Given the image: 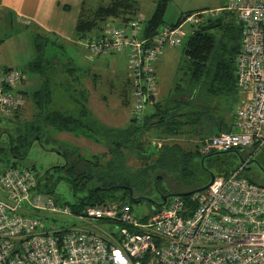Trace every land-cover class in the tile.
Wrapping results in <instances>:
<instances>
[{"label":"built area","instance_id":"built-area-1","mask_svg":"<svg viewBox=\"0 0 264 264\" xmlns=\"http://www.w3.org/2000/svg\"><path fill=\"white\" fill-rule=\"evenodd\" d=\"M227 9L241 26L235 59L241 106L232 131L206 137L200 151L239 149L247 153L244 164L190 195L191 206L175 196L146 215L118 202L75 213L36 192L35 171L8 167L0 173V264H264V185L242 176L264 147V0H229ZM201 15H184L154 36L144 35L142 14L126 27L108 21L103 31L80 38L79 45L93 56L128 55L134 85L130 114L140 123L146 104L157 100L154 63L167 48L183 45L184 27L191 31ZM24 79L20 69L0 68V113L6 118L26 104L18 91ZM101 221L109 227L102 228Z\"/></svg>","mask_w":264,"mask_h":264},{"label":"trees","instance_id":"trees-1","mask_svg":"<svg viewBox=\"0 0 264 264\" xmlns=\"http://www.w3.org/2000/svg\"><path fill=\"white\" fill-rule=\"evenodd\" d=\"M169 3L170 0H158L153 13L146 19L145 36H154L164 25L176 26L179 23L184 15L176 24L165 22ZM142 7V0H110L108 4H101L95 10L85 9L76 24L77 36L82 38L99 33L105 29L108 21L126 27L131 20L141 14ZM200 18L204 16L201 15ZM190 32L183 49L185 62L178 67L179 70L184 71L186 88L180 84L179 80L173 86L169 99L165 101L151 99L153 103L146 104V110L149 108L145 110L140 123L131 117L125 128L118 129L100 127L92 118L88 120L90 113L85 105L84 93L76 97L78 93L73 91V98L79 108L77 115L50 109L53 93L47 72L50 70L49 64H52L54 59H48L45 56L47 37L36 35L37 56L30 70L42 74L45 82L44 86L35 92L22 93L24 96L29 94L34 101L35 113L31 120L33 122L28 123V127L26 126L25 134L17 136V144L14 143L13 136L8 140L7 149L11 154V159L6 161V168H19L17 161L23 160L29 152L27 150L25 155L20 154V149L30 147L35 142L33 140L35 136H38V143L43 149H47L46 144L55 143L50 136L52 130L73 134L83 133L93 139L106 138L109 158L105 163H100V160L82 159L80 156L72 160L73 152L68 153L65 150L61 151L66 161L65 164L50 167L42 176H38L37 189L40 190V182L46 178L47 186L50 187L48 194L54 193L56 186L61 182L69 183L73 191V203L69 206L75 213L86 207L106 202L121 203L122 206H128L135 213L136 203L132 202L127 188L133 190L134 197L140 198L137 204L143 202L149 204L145 198H159L162 193L165 196L178 194L174 190L183 186L179 177L192 175L191 167L196 159H200L203 166L215 177H227L234 173L239 166L238 168H231L229 165L225 168L220 167V155L245 151L235 149L228 152L202 154L200 148L208 133L213 135V133L232 131L228 125L223 123L224 121L218 123L215 129L206 130L208 125L205 127L203 125L210 124L215 119L217 107L215 104H206L203 99L226 95H237L240 98L235 59L242 46L241 26H233V23L225 22L222 24L221 18L217 15H210L198 26L192 27ZM57 48L64 49L62 46ZM75 71L74 67L61 63L60 72L73 75ZM121 84L123 104L131 108L134 85L129 74L126 81H121ZM198 96H201V99ZM21 111L22 109L18 110L13 118L16 125L19 124ZM32 134L34 136L31 138ZM154 141L157 142L154 143ZM50 150L55 151L56 149ZM4 151L5 149L0 148V154ZM211 158L214 160V165L211 167L210 164L207 167L206 162L211 163ZM130 160L139 162V166H132L129 164ZM0 162H2L1 159ZM159 175L163 176L172 189L166 186V182L156 181ZM242 176L251 183L264 185L246 171L242 173ZM49 182H53L52 186ZM198 189L193 188L182 193H195ZM183 199L187 205L191 206V196L183 197ZM170 200L171 198L168 203ZM162 208L164 207L160 206L156 210L159 211Z\"/></svg>","mask_w":264,"mask_h":264},{"label":"rangeland","instance_id":"rangeland-1","mask_svg":"<svg viewBox=\"0 0 264 264\" xmlns=\"http://www.w3.org/2000/svg\"><path fill=\"white\" fill-rule=\"evenodd\" d=\"M110 0H88L86 9L95 10L101 4H108ZM151 0H143L144 7L142 9V15L147 19L151 16L154 11V2ZM146 3V4H145ZM172 7L168 8L167 14L165 16V22L171 24L178 22L177 9L172 4H169ZM80 7L76 4H72V11L68 15L69 19H74L72 26L67 22V25L71 27V31L66 29L68 32V37L70 39H75V19L78 17ZM68 19V20H69ZM171 22V23H168ZM66 27V26H65ZM184 30L188 33V36L184 38V43L180 47L167 48L158 62L155 64L156 70V81L160 84L157 91V100L168 99L169 87L174 86L179 80L185 88L186 78L184 71L179 70V66L184 64V54L183 49L185 44L191 34L189 26H185ZM51 39H56L53 35L49 36ZM63 40V39H61ZM62 41L64 46V51H60L55 46H48L45 51V56L48 59H54L52 64H49L50 70L47 72L50 81L51 88L53 93V101L50 106L52 110L63 111L67 114L77 115L79 108L75 102L72 92L87 89L89 91L88 101L85 102V105L90 113L88 120L92 118L96 122V125L105 128H122L126 127L131 120V109L127 105L122 103L120 96V85H114L112 83L115 73L125 75L127 71V59L121 57L120 55L113 56H104L101 58H96L95 56L87 53L82 46L78 43L65 42ZM170 49V50H169ZM168 51V52H167ZM65 63L68 67L72 66L76 69V73L71 75L70 73L60 72V65L57 63ZM17 62H23L22 65H16L20 70L24 72V77L27 79L25 89L28 91L38 90V87L41 85V77L45 80L42 74L33 73L28 68V61L25 59L18 58ZM52 61V60H51ZM50 61V62H51ZM163 61V62H161ZM89 71L90 72L89 74ZM93 72H98L100 74V79L95 81L94 76H91ZM113 77V78H112ZM181 79L183 81H181ZM35 80H37L35 82ZM201 99V96L199 97ZM27 100V99H26ZM165 101V100H164ZM206 104H215L217 107V112L215 115L224 119H230L231 116H235L238 108L241 106V100L237 95H226L222 97H211L206 100L203 99ZM28 102V101H27ZM25 106L22 108L24 112L19 120V124L7 123L4 119L0 125V148L5 149L4 153L0 154V173L6 168V161L11 159V154L8 152L7 143L9 138L1 133L3 129H10L11 136H13V141L17 144V136L24 135L26 132V126L28 123L33 121L31 118V109L30 107ZM31 105V99L30 103ZM149 108V107H148ZM147 108V110H148ZM146 110V111H147ZM0 116L6 118L2 113ZM28 127V126H27ZM209 127V126H208ZM206 130L210 131L211 128ZM214 134V133H213ZM212 133H208L207 137L211 136ZM33 134L30 136L32 138ZM50 136L55 140V143L46 144L47 149H43L37 140L38 136H35L33 140L34 143L28 148H21L20 154L28 152L27 157L23 160H16L20 168H29L34 169L38 176H42L47 169L53 166H62L66 163L65 158L62 157L61 151L67 150L68 153H72L71 159L79 158L82 159L97 161L100 160V163H105L109 155L108 146L106 145V138L98 137V139H93L85 136L83 133L73 134V133H55L53 130L50 132ZM30 138V139H31ZM29 139V140H30ZM181 140V139H180ZM157 141H154L156 143ZM181 142H183L181 140ZM161 145V144H160ZM56 149L51 151L50 149ZM193 150V149H192ZM241 154V155H240ZM246 152H231L229 154H221L219 166L225 168L226 165H229L231 168H238L241 165V159H247ZM211 163L206 162L208 167L211 164V167L214 165V160L211 158ZM129 164L132 166L138 167L139 162L137 163L134 160H130ZM246 168H251L248 172L252 174L253 178H256L260 182L264 183V148L256 154V157L253 159V162L250 163ZM192 175L189 177H179V180L182 181L183 186L179 189H175L177 193L186 192L191 189H198L207 185L211 180L210 171L203 166L200 159H196L195 164L191 167ZM57 176V175H56ZM161 176V175H160ZM163 177V176H162ZM164 183L166 182L163 178ZM162 182V181H161ZM47 180L44 178L40 182V190L36 189L38 193H44L49 195L59 206L65 207L73 203V191L71 185L67 182H61L55 188L54 193L48 194L50 187L47 186ZM52 186L53 182H49ZM168 188H171L169 183H165ZM172 189V188H171ZM155 194V193H154ZM153 194V195H154ZM155 196H158L155 194ZM151 206L147 202L136 204L134 206L135 213L138 215H146L151 213ZM99 225L106 229L108 224L105 222H99ZM87 229H94L95 227L91 225H85Z\"/></svg>","mask_w":264,"mask_h":264},{"label":"crops","instance_id":"crops-1","mask_svg":"<svg viewBox=\"0 0 264 264\" xmlns=\"http://www.w3.org/2000/svg\"><path fill=\"white\" fill-rule=\"evenodd\" d=\"M88 0H0V68L1 70H8L11 68H17L16 65H19L16 59L21 58L28 61V68L31 69V64L35 60L37 56V48L35 46V36L36 35H43L47 37V47L48 46H55L56 48L62 45V41L66 40L65 42H72L79 44V37L76 33V24L78 19L86 9ZM143 1V0H142ZM155 4L154 8L158 0H151ZM152 2H148L147 4H151ZM76 3L80 7L79 15L75 19V33L76 38L70 39L68 37V31H71V27L67 25V22L72 26V22L74 19H69L68 15L72 11V4ZM146 4V3H145ZM177 9V17L178 21L182 17V15L190 14V13H203L201 21L203 22L206 18L210 15L207 14L209 11H220L217 14L218 18H221V23L223 24L228 23L232 24L233 26L240 27V23L236 17V15L230 12L227 7L229 5V0H170V3ZM144 7V4H143ZM142 7V9H143ZM171 8L172 6L169 5ZM168 7V8H169ZM87 10V9H86ZM168 11V10H167ZM142 13V12H141ZM167 14V13H166ZM69 19V20H68ZM171 23V22H168ZM171 24H174L172 22ZM66 26V27H65ZM95 34V33H93ZM53 35L56 39H51ZM63 39V40H61ZM184 43V40H183ZM59 45V46H57ZM47 47L45 49H47ZM59 49V48H57ZM60 51H64V49H59ZM170 50V49H169ZM168 52V51H167ZM123 58L127 59V71L125 75L115 73L114 79L112 83L114 85H120V96L122 99V103H124V97H122V84L121 81H126L128 77L129 71V58L126 54H117ZM104 56H113V55H104ZM104 56H95L96 58H101ZM161 58V57H160ZM159 58V59H160ZM57 61V60H56ZM154 63V70L155 64ZM163 62V61H161ZM57 63L61 66V63L57 61ZM23 62L20 63L22 65ZM31 71V70H30ZM35 73L34 71H31ZM92 71H89V74ZM155 76L156 70L154 72ZM91 76H94L93 79L98 81L100 79V74L98 72H93ZM113 78V77H112ZM41 85L38 89H41L44 86V79L41 77ZM157 79V78H156ZM37 80H35L36 82ZM27 79L20 85L18 91L23 93L28 90L25 89ZM157 84V91L158 87ZM173 86L169 87V94L168 99L171 97ZM52 90V88H51ZM36 91V90H35ZM35 91H28V92H35ZM76 91V90H75ZM79 97L81 96L80 93H84L86 97V102L88 101L89 91L87 89L76 91ZM74 92L72 93L73 96ZM53 95V94H52ZM27 105L26 107H30L31 109V118L34 116L35 113V106L34 101L28 95H25ZM31 99V105H29ZM166 99H161L164 101ZM24 109H22L21 113L23 114ZM22 116V115H21ZM234 115L231 116L229 119H224L215 115V119L211 121L210 124H204L209 126V128L215 129L221 121H224L225 125H228L231 129L233 128L234 123ZM224 125V127H225ZM223 126V125H222ZM227 126V127H228ZM220 127V126H219ZM125 128V127H122ZM55 133H67V132H57Z\"/></svg>","mask_w":264,"mask_h":264},{"label":"water","instance_id":"water-1","mask_svg":"<svg viewBox=\"0 0 264 264\" xmlns=\"http://www.w3.org/2000/svg\"><path fill=\"white\" fill-rule=\"evenodd\" d=\"M0 122H1V117H0ZM37 140H39V138H37ZM244 162H245V161H244L243 159H241V165H243ZM252 162H253V161H252ZM250 170H251V168H245V171H246V172H249ZM215 178H216V177H215L214 175L211 174V180H210V182H209L207 185H205L204 187L198 189L197 191H204V190H206V189H207V188L213 183V181L215 180ZM156 181H163V177L160 176V175L157 176ZM127 189H128L129 192H130V198H131L132 202H134V203L137 204V203L139 202L140 198H137V197H134V196H133V190H132L131 188H127ZM192 194H193V192H188V193H178V194H170V195H167V196H165V195H161L163 203H162L160 206L165 207V206L167 205V203H168V200H169L170 198L175 197V196H178V197H186V196H190V195H192ZM145 200L149 202L150 206L153 204V199L145 198ZM150 211L153 212L152 210H150Z\"/></svg>","mask_w":264,"mask_h":264},{"label":"flooded vegetation","instance_id":"flooded-vegetation-1","mask_svg":"<svg viewBox=\"0 0 264 264\" xmlns=\"http://www.w3.org/2000/svg\"><path fill=\"white\" fill-rule=\"evenodd\" d=\"M1 117V116H0ZM14 118V117H13ZM13 118H3V117H1V122H3V120L2 119H4L5 120V122H7V123H15V120L13 119ZM0 122V125L2 124ZM1 133L3 134V135H5V136H7L9 139H10V137L9 136H11V131H10V129H8V128H6V129H3L2 131H1ZM161 195V194H160ZM162 195H163V193H162ZM161 197V196H160ZM155 198V199H153V204L151 205V210H156L158 207H160V205L163 203V201H162V199L161 198Z\"/></svg>","mask_w":264,"mask_h":264}]
</instances>
